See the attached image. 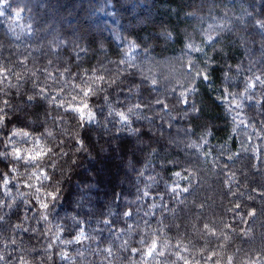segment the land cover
<instances>
[{
  "label": "clouds",
  "instance_id": "9594fccd",
  "mask_svg": "<svg viewBox=\"0 0 264 264\" xmlns=\"http://www.w3.org/2000/svg\"><path fill=\"white\" fill-rule=\"evenodd\" d=\"M0 264H264V0H0Z\"/></svg>",
  "mask_w": 264,
  "mask_h": 264
}]
</instances>
